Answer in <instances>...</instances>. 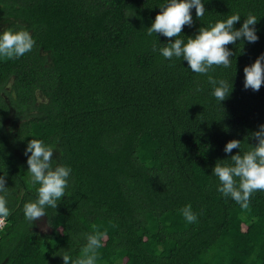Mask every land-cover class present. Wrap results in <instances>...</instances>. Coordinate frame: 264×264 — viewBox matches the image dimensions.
I'll return each instance as SVG.
<instances>
[{
  "label": "trees",
  "instance_id": "obj_1",
  "mask_svg": "<svg viewBox=\"0 0 264 264\" xmlns=\"http://www.w3.org/2000/svg\"><path fill=\"white\" fill-rule=\"evenodd\" d=\"M167 3L0 0V35L27 30L36 41L20 58L0 57V195L11 213L0 264H64V252L75 260L93 225L107 232L96 264H264V191L242 210L212 175L264 125V85L243 86L244 67L264 54V0H202L199 19L192 9L185 42L237 13L235 30L250 13L258 20V41L227 45L231 67L204 75L161 55L175 38L148 35ZM209 76L233 86L228 99L216 100ZM31 139L53 146V168L72 169L58 207L45 208L50 234L23 212L40 187L24 155ZM234 139L240 149L226 154ZM189 204L195 223L180 213Z\"/></svg>",
  "mask_w": 264,
  "mask_h": 264
},
{
  "label": "clouds",
  "instance_id": "obj_2",
  "mask_svg": "<svg viewBox=\"0 0 264 264\" xmlns=\"http://www.w3.org/2000/svg\"><path fill=\"white\" fill-rule=\"evenodd\" d=\"M160 9L155 21L148 28V35L158 33L166 38H175L174 42H169L159 49L161 55L168 60L182 57L187 61L191 71L196 74H207L210 70H214V66L231 67L230 57L234 54L227 45L235 44L241 38L249 43H256L259 39L255 28L258 20L251 13L239 30L234 29V25L241 19L237 13L224 21L216 22L210 28L201 27L194 38L189 37L185 42L178 37L181 36L185 25L191 27L193 24L192 9H195L197 19L204 16L206 9L202 0H168V3ZM35 44L36 41L27 30L17 32L11 29L5 30L0 35V57L20 58L32 51ZM153 51H156L155 46ZM243 72L244 89L258 92L264 85V54H261L251 66L244 67ZM208 81L214 86L212 94L218 102L228 99L233 90L232 85L225 80L217 81L212 76L208 77ZM249 138L256 141L249 151L243 154L239 151L236 155H232L231 163L228 162L229 160H218L212 170V175L220 182L217 191L225 197H230L242 210L250 208L251 197L255 192L264 191V125H260L259 130L251 133ZM240 147L241 141L234 139L226 144L224 152L230 154L233 149ZM53 154V146L46 145L43 140L38 139H31L24 152L28 157L31 183L40 185L37 189V199L23 206L25 219L32 223L46 216V207L56 209L57 201L65 196L68 187L72 169L64 165L53 168ZM5 183V177L0 176V193L7 192ZM180 213L188 223L197 221V215L192 211L190 204L180 209ZM10 215L7 200L4 195H0V227L5 226ZM93 229V234L86 237L87 243L82 249L81 257L73 260L67 252H64L61 255L64 264H96L100 256L98 250L103 247L102 241L106 240L107 232L99 231L95 225Z\"/></svg>",
  "mask_w": 264,
  "mask_h": 264
},
{
  "label": "rangeland",
  "instance_id": "obj_3",
  "mask_svg": "<svg viewBox=\"0 0 264 264\" xmlns=\"http://www.w3.org/2000/svg\"><path fill=\"white\" fill-rule=\"evenodd\" d=\"M34 229L40 232L41 234H50L52 231L51 226L45 217H42L40 220L34 221Z\"/></svg>",
  "mask_w": 264,
  "mask_h": 264
},
{
  "label": "built area",
  "instance_id": "obj_4",
  "mask_svg": "<svg viewBox=\"0 0 264 264\" xmlns=\"http://www.w3.org/2000/svg\"><path fill=\"white\" fill-rule=\"evenodd\" d=\"M6 225H7V220H6V224H5V226H3V227H0V234L2 233V231L6 228Z\"/></svg>",
  "mask_w": 264,
  "mask_h": 264
}]
</instances>
